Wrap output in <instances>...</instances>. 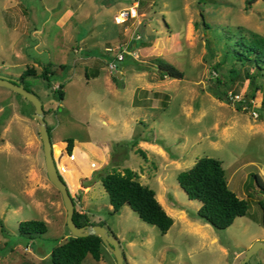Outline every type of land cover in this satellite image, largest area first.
<instances>
[{
	"label": "rangeland",
	"instance_id": "rangeland-1",
	"mask_svg": "<svg viewBox=\"0 0 264 264\" xmlns=\"http://www.w3.org/2000/svg\"><path fill=\"white\" fill-rule=\"evenodd\" d=\"M135 1L137 18L115 24L113 16L134 0H0V76L18 79L27 68L38 74L46 67L48 88L31 75L22 86L48 109L43 119L54 127L51 141L106 142L111 152L97 172L134 171L172 218L160 233L125 203L112 212L100 179L78 185L75 194L66 186L75 210L118 240L125 264H239L253 242L264 241V195L251 179L256 174L264 182V120L259 91L249 106L229 98H244V71L253 70L226 50L241 36L264 37V0ZM121 51L123 59L116 61ZM155 56L182 77L160 79ZM230 67L238 74L226 100H219L208 87L214 77L226 80ZM58 84L61 100L51 91ZM32 112L30 102L0 86V264H50L49 251L71 235L61 197L45 174ZM200 157L219 160L228 189L248 204L246 214L223 229L197 216L200 202L188 199L175 179ZM38 176L51 193L39 187ZM30 219L44 221L46 231L27 239L17 225ZM81 264L116 263L103 245L99 259L86 254ZM247 264H264V249Z\"/></svg>",
	"mask_w": 264,
	"mask_h": 264
},
{
	"label": "trees",
	"instance_id": "trees-1",
	"mask_svg": "<svg viewBox=\"0 0 264 264\" xmlns=\"http://www.w3.org/2000/svg\"><path fill=\"white\" fill-rule=\"evenodd\" d=\"M232 46L230 50H226L229 58L238 62L241 66L248 63L253 70L252 72L244 71L249 90L244 95L243 102L249 106L248 101L254 97L256 91H259L261 98L258 115L261 118L260 120H264V80L259 84L256 83L257 78L264 75V37L256 34H252L248 38L241 36L234 40ZM151 61L155 65L157 76L160 79L164 77L181 78L183 75L182 71L160 57H152ZM137 65V69L143 70L144 67H141L140 64ZM50 73L46 67L38 74L32 68H27L18 76V80L22 84L24 77L36 76L45 81L48 88V75ZM237 74V70L230 67L226 80L214 77L208 87L211 94L219 100H226L228 84ZM51 91L58 100L63 98L60 84ZM46 111L43 110V114ZM46 130L50 137V127L48 125H46ZM135 143L134 140L132 144L135 145ZM71 146L72 139H65V152L67 154H70ZM137 151L140 152L139 149ZM59 178L62 180L60 175ZM175 179L188 199L200 202L196 212L197 216L215 229L227 227L235 217L243 216L247 212L248 204L246 200L237 197L233 191L228 189L224 170L220 161L215 158H198L189 168L177 172ZM251 179H253L260 193L264 195V182L260 177L251 174ZM100 181L107 194L112 212L118 211L121 205L125 203L142 222L155 226L160 233H165L172 224V218L156 200L153 190L140 184L136 180L134 171L128 168H124L122 172L110 170L100 178ZM259 205L261 208V224L264 226V205L260 201ZM72 221L76 226L85 224L102 225L101 223H90L84 213L77 212L74 209ZM45 231L46 225L42 220H23L17 225L18 234L27 239L40 235ZM102 248L103 244L98 236L73 237L68 235L64 241L49 251V262L50 264H81L86 254L97 260L100 257Z\"/></svg>",
	"mask_w": 264,
	"mask_h": 264
},
{
	"label": "water",
	"instance_id": "water-1",
	"mask_svg": "<svg viewBox=\"0 0 264 264\" xmlns=\"http://www.w3.org/2000/svg\"><path fill=\"white\" fill-rule=\"evenodd\" d=\"M115 76L119 77L118 73ZM0 86L6 87L13 92L19 94L21 97L25 98L33 106V112L31 117L37 123V133L42 146L43 152V162L45 174L48 181L53 185L61 197L63 208L65 210V225L69 230L71 236L73 237H84L87 235L98 236L102 244L107 248V250L113 255L116 264H125L123 255L119 249L118 240L107 231L105 227L99 224H85L82 226H76L72 221L73 213V202L68 193L66 184L63 180L59 178L58 171L55 167L54 160L52 157V148L50 143V138L46 130V123L43 119V109L41 102L31 91L25 89L18 79H9L0 76ZM107 171L102 173L95 171L91 174L89 178L80 179L79 186L85 187L90 185L96 179H100L106 175ZM264 249V241H255L251 246L245 250L244 257L240 260L239 264H247V260L251 254H253L258 249Z\"/></svg>",
	"mask_w": 264,
	"mask_h": 264
},
{
	"label": "crops",
	"instance_id": "crops-1",
	"mask_svg": "<svg viewBox=\"0 0 264 264\" xmlns=\"http://www.w3.org/2000/svg\"><path fill=\"white\" fill-rule=\"evenodd\" d=\"M135 3L137 4V1L134 0L132 5ZM101 114L103 113L101 112ZM107 119L108 122L111 121L110 118ZM49 127H50L49 138H50L52 157L54 160L55 167L58 171V174L61 176L62 180L66 184V186L67 187L69 186L74 191L75 194V190L78 189L79 180L89 178L92 173L101 170L102 167L107 162L111 149L109 148L108 144L104 141L98 143L90 139H85V140L72 139L71 151L70 154H67L65 152V140L54 139L53 141H51V136L54 132V127L53 126H49ZM54 147L56 148V151H54ZM38 177H39V187L51 193L49 190L50 185L44 182L41 176ZM34 187L36 189L37 186ZM34 202L36 207L38 208L42 207L41 199H34ZM76 211L81 212V208ZM261 236L262 237H259L260 238L259 240H264V229L262 231Z\"/></svg>",
	"mask_w": 264,
	"mask_h": 264
},
{
	"label": "built area",
	"instance_id": "built-area-1",
	"mask_svg": "<svg viewBox=\"0 0 264 264\" xmlns=\"http://www.w3.org/2000/svg\"><path fill=\"white\" fill-rule=\"evenodd\" d=\"M137 4H133L127 8H123L121 9L120 11H118L117 14H115L112 18L113 22L115 24H121L123 22H126L127 20L129 19H135L137 18L138 16V13H137ZM136 39L139 38L138 35L135 36ZM127 49V46L124 45L122 47V51H125ZM122 51L121 52H118L115 54V60L116 61H121L123 59V56H122ZM108 69L109 70H112L114 67H115V64L113 62H109L108 65H107ZM229 98H231L232 100H235V101H238V102H243L244 100L242 98H240V96L238 94H229ZM253 115H257L256 112H252Z\"/></svg>",
	"mask_w": 264,
	"mask_h": 264
}]
</instances>
